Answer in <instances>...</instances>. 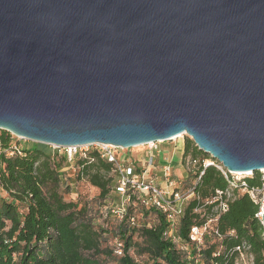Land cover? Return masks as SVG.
Wrapping results in <instances>:
<instances>
[{
	"label": "water",
	"instance_id": "obj_1",
	"mask_svg": "<svg viewBox=\"0 0 264 264\" xmlns=\"http://www.w3.org/2000/svg\"><path fill=\"white\" fill-rule=\"evenodd\" d=\"M0 130L264 171V0H0Z\"/></svg>",
	"mask_w": 264,
	"mask_h": 264
},
{
	"label": "trees",
	"instance_id": "obj_2",
	"mask_svg": "<svg viewBox=\"0 0 264 264\" xmlns=\"http://www.w3.org/2000/svg\"><path fill=\"white\" fill-rule=\"evenodd\" d=\"M2 139L4 149H10L16 140L6 131ZM29 144L21 146L22 155L0 157V264H139L138 259L144 257L152 264H195L164 238L168 223L154 209H141L143 221L152 214L156 216L151 227L140 221L131 225L132 208L122 221H117L112 234L98 226L96 210L89 203L65 199L70 192V186L62 183L64 169L71 165L67 155L48 152V145ZM186 155L209 156L190 139L186 141ZM90 157L93 162L77 158L71 166L78 170L77 181L85 180L100 191L97 211L108 219L113 216L104 208L111 194L113 165L98 150ZM201 171L204 174L200 179L191 175L184 180V187L194 193L179 226V235L186 242L191 227L204 223L218 205L205 202L212 200L217 191L229 188L215 167H201ZM247 182L252 188L261 187L260 174L255 173ZM235 195L218 219L223 238L208 242L201 253L204 264H234L236 255L231 251L244 243L250 246L254 264H264V228L257 217L261 206L247 194L235 191ZM197 209L201 212L196 213ZM119 243L123 245L122 255L116 253Z\"/></svg>",
	"mask_w": 264,
	"mask_h": 264
},
{
	"label": "built area",
	"instance_id": "obj_3",
	"mask_svg": "<svg viewBox=\"0 0 264 264\" xmlns=\"http://www.w3.org/2000/svg\"><path fill=\"white\" fill-rule=\"evenodd\" d=\"M2 132L0 130V157L3 154L11 157L14 155H22V148L19 145V139L15 136L14 143L10 149H4L2 143ZM190 139L187 135H181L176 138L164 141L153 142L143 147L146 151L139 156L120 157L116 152V148L110 145H91L81 147L59 148V154L67 155L69 164L73 165L77 158L93 162L90 153L98 150L101 157L106 159L113 165L112 175L113 183L111 193L118 197V200L111 201L106 204L104 210L117 221H122L129 208L133 209V216L130 219L131 225H136L140 220L144 219V213L141 209H154L164 215L168 223V228L164 233V238L172 242L177 250L189 261H194L195 264H204L202 251L206 248L208 242L221 240L223 235L217 227L218 219L223 212H226L229 203L235 199V191L238 194H247L256 203L259 204L260 211L257 217L262 219V208L264 206V171L260 174L261 187L252 188L249 186L247 179L253 178L255 173H233L217 160L210 157H193L186 155V141L184 138ZM18 140V141H17ZM191 140V139H190ZM170 143L168 148H160V145ZM96 146L92 151L88 148ZM196 146V145H195ZM171 151V152H170ZM179 157L178 165L183 168L187 175H194L200 179L204 171L208 167L218 169L227 182L229 188L225 191H217L216 196L212 200L205 202L206 205L217 203L213 213L206 216V221L200 225L191 227L189 233V242H186L179 235V226L185 209L190 199L194 197L192 189L184 187V179H180L176 173L175 160ZM162 162V163H161ZM2 176V167L0 165V181ZM138 211L139 214H136ZM200 213L201 209L195 210ZM148 227L151 224L148 223ZM230 235L234 232H230ZM193 252L195 254L193 255ZM117 255H122L123 245L119 243L116 248ZM235 254L236 259L234 264H254V256L251 253L250 246L241 244L231 251V255Z\"/></svg>",
	"mask_w": 264,
	"mask_h": 264
},
{
	"label": "rangeland",
	"instance_id": "obj_4",
	"mask_svg": "<svg viewBox=\"0 0 264 264\" xmlns=\"http://www.w3.org/2000/svg\"><path fill=\"white\" fill-rule=\"evenodd\" d=\"M184 140L187 141V137H185ZM18 142H19V145H21L23 148L26 147L27 145H30L29 144L30 141H27V140H21ZM168 146H171L170 143H164L160 145V148L165 149V148H168ZM95 147L96 146L90 147L88 148V150L92 151ZM46 150L52 153H54L55 151H58V150H54L53 147H50V146H47ZM145 151H146V148L143 146L134 147L130 149L116 148V152L118 156L120 157L139 156L143 154ZM207 157H210V156H207ZM178 161H179V157L176 158L175 164H174L178 177L180 179H184V178L191 176V174L188 176L185 170H183V168H180V166L178 165ZM77 173H78V170L76 169V167H72L71 165H68L64 169V174L62 176V181H63L62 183L70 186V192L68 195L65 196L66 201L81 200L83 203H89L96 210V213H95L96 224L98 226L103 227L104 229H107L109 233L112 234V232L118 225L117 220L114 217H108V219H104V215L102 214V212L99 213V211H97L99 207V202L96 199L98 198L100 191L94 188L93 186H91V184L85 180L77 181ZM116 200H118V197L111 193L107 201V204L109 205L111 201H116ZM139 212L140 211H138L136 214H139ZM155 220H156V216L152 214L148 216L145 219V221L140 220V222L145 223V224L150 223L151 225H153L155 223ZM111 239H112V236H111ZM138 260H139V264H152V262L149 261L145 257L142 259L140 258Z\"/></svg>",
	"mask_w": 264,
	"mask_h": 264
},
{
	"label": "bare ground",
	"instance_id": "obj_5",
	"mask_svg": "<svg viewBox=\"0 0 264 264\" xmlns=\"http://www.w3.org/2000/svg\"><path fill=\"white\" fill-rule=\"evenodd\" d=\"M247 174H250V173H247Z\"/></svg>",
	"mask_w": 264,
	"mask_h": 264
}]
</instances>
